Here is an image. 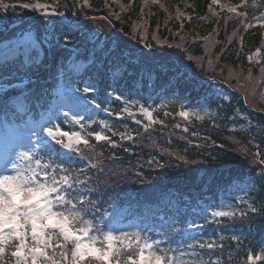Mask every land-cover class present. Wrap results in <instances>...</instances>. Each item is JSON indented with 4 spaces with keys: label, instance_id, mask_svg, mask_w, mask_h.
<instances>
[{
    "label": "trees",
    "instance_id": "16d2710c",
    "mask_svg": "<svg viewBox=\"0 0 264 264\" xmlns=\"http://www.w3.org/2000/svg\"><path fill=\"white\" fill-rule=\"evenodd\" d=\"M180 1L0 0V147L10 128L52 113L62 85L93 84L87 97L95 123L71 126L59 118L57 124L86 135L108 121L118 133L115 148L96 145L102 155L93 159L97 169L88 171L96 188L88 195L102 196L106 220L115 226L137 220L147 234L168 233L170 247L183 248L195 242L185 230L202 202L217 204L232 185L248 182L247 197L259 211L208 223L205 233L220 234L221 241L197 249L205 260L246 264L249 251L264 245V0H247L244 7L239 1L235 12L194 0L188 19L167 8ZM36 2L58 5L65 15L43 17L22 7ZM69 21L79 30H70ZM129 53L137 58L131 63ZM162 63L170 70L161 71ZM149 72L150 78L144 75ZM121 93L138 102L132 111L144 104L162 123L149 125L140 114L117 118L95 107L120 111L113 97ZM200 104L207 117L185 121L178 115ZM119 133L134 139L121 140Z\"/></svg>",
    "mask_w": 264,
    "mask_h": 264
},
{
    "label": "snow or ice",
    "instance_id": "6c2138e0",
    "mask_svg": "<svg viewBox=\"0 0 264 264\" xmlns=\"http://www.w3.org/2000/svg\"><path fill=\"white\" fill-rule=\"evenodd\" d=\"M216 2L213 0V3ZM246 4L247 0H243L238 7ZM256 6L254 3L253 7ZM22 7L43 17L65 15L57 11L58 5L36 2L32 5L25 3ZM229 11L235 12L236 8H229ZM68 27L79 30V25L72 21H69ZM142 55L148 58L150 54ZM134 59L137 58L129 53L128 62ZM160 70L166 72L170 69L162 63ZM144 75L150 78L152 73ZM94 91L93 84L77 87L75 92L83 93V97L73 99L81 105L93 103L85 98ZM113 98L122 103L120 111L114 113L101 108L99 103L95 107L107 111L109 116L115 114L117 118H123V114L134 118L140 114L149 125L162 123L154 118L153 111L146 105L139 104L137 113L132 111V107L138 102L130 103L122 93ZM178 115L185 121L193 117L203 119L196 111L181 110ZM64 117L68 118L69 113L64 112ZM71 120L74 125H81L83 117L73 116ZM40 129L42 135L31 129V135L21 133L19 142L0 160V264H219L218 260L212 261L210 257L205 260L197 252V249L216 248L215 241L192 237L195 242L173 249L162 246L166 241L147 234L143 229L125 231L106 220V212H100L102 196L92 199L88 195L96 191L88 171L97 169L98 164L93 159L102 155L96 152V145L105 142L113 148L117 146L112 137L118 133L108 121H101L100 130L89 131L86 135L79 130H64L51 120L40 125ZM105 130L112 135H107ZM119 135L121 140L134 139L131 134ZM32 136L37 137L35 142ZM89 138H94L96 144L91 143ZM76 160L86 163L74 167ZM260 175L264 176V171ZM261 209H264V204ZM249 210L253 213L259 211L253 204L249 205ZM248 214L247 210L238 212L234 207L226 206L212 210L210 215L211 222L221 223L224 218L229 222L243 220ZM231 238L240 241L239 236ZM167 243L170 244V241ZM246 264H264V245L255 252L249 251Z\"/></svg>",
    "mask_w": 264,
    "mask_h": 264
},
{
    "label": "rangeland",
    "instance_id": "374dc122",
    "mask_svg": "<svg viewBox=\"0 0 264 264\" xmlns=\"http://www.w3.org/2000/svg\"><path fill=\"white\" fill-rule=\"evenodd\" d=\"M242 2L243 0H217L216 3H213L211 0V7L215 11L220 10H228L229 8L235 7L237 9L238 3ZM194 6V0H181L178 5L174 7H169L171 11L174 10L176 16L180 19H188L190 17V9ZM204 36L203 33H198L196 35L197 39H202ZM30 38L26 39L29 40ZM31 42V41H30ZM26 79L25 76L22 77ZM25 82V81H24ZM15 85V84H14ZM13 85V86H14ZM88 86V84H85ZM12 86L8 85L4 87V90L10 89ZM79 87L76 83H69L67 86L62 85L61 88L54 93L53 96V112L47 114L45 117L41 119H37L32 115L26 120L25 123H22L16 127H12L8 130L9 140L7 141L6 145L0 147V160H3L11 148L17 144L20 140V134L24 133L26 135H31V130H35L37 132H41L43 134L40 125H45L47 121L51 120L54 123H57L58 119L61 118L62 121L68 122L71 126L74 124L72 123L71 117L75 116L77 118L83 117L81 123L85 122L88 124H93L97 117V112L92 113L91 105L92 103L85 105L78 104L73 97L81 96L83 97V93H76L75 89ZM86 100H92L91 97H86ZM93 101V100H92ZM184 110L187 111H196L201 114L203 118L209 115V111L203 106L199 105V107H187ZM64 112L69 113V117H64ZM195 118H190V120H194ZM77 126V125H74ZM37 139L36 136H32L33 142ZM249 184L248 182L236 183L232 185L228 190L224 193L219 203L215 204L214 202H202L201 206L195 210L197 215L195 218L188 222V227L185 230V237L192 240V237H197L204 241L212 240L218 244L221 241L220 234L213 235L212 233H205V227L208 223H211V211L212 210H220L226 206L234 207L238 212L240 210H249V205L251 204L249 198L247 197V192H249ZM205 210H207L205 212ZM118 229H123L125 231H137L140 230V223L137 220L129 221L127 223H122L116 226ZM147 233V232H146ZM158 239L166 241V243L162 244V246H170L168 241L171 243V236H166L165 233H160L159 230L152 234ZM170 238V240H169ZM193 241V240H192ZM176 249L175 247H172Z\"/></svg>",
    "mask_w": 264,
    "mask_h": 264
}]
</instances>
